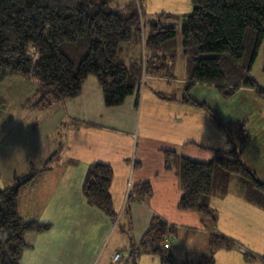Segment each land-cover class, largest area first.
Wrapping results in <instances>:
<instances>
[{"label": "crops", "instance_id": "crops-1", "mask_svg": "<svg viewBox=\"0 0 264 264\" xmlns=\"http://www.w3.org/2000/svg\"><path fill=\"white\" fill-rule=\"evenodd\" d=\"M191 8L190 0H146L143 5L146 16L176 15L178 26ZM263 46L264 39L254 62ZM130 49L134 57L127 60L143 58L140 45ZM175 62L172 78L146 74L137 95L129 96L118 107L107 108L95 77L84 81L79 96L35 109L29 102L37 95L35 81L6 76L15 88L12 91L24 88L25 92L12 107L15 110L8 112L12 91L7 96L0 90V186L11 185L13 175L41 169L51 157L48 168L37 172L18 191V215L51 225L47 231L25 235L31 247L24 250L20 264H112L116 252L125 264L130 243L141 238L154 216L174 226L170 240L175 264L202 259L207 254L208 235L213 232L235 244L234 248L214 249L213 264H264L260 257L264 256V208L241 193L237 179L231 180L223 194L212 193L208 204L215 219L178 206V159L206 162L215 150H232L236 145L209 112L180 101L188 74L184 57ZM203 85L208 84H193L188 94L221 121L232 124L234 119L222 117L207 97L194 93ZM241 92L258 96L253 88L241 86L230 97ZM171 96L178 100H171ZM247 144L240 159L258 175L244 156ZM166 150L174 152L168 159L169 167L165 164ZM93 162L112 167L109 192L117 213L114 222L89 204L81 190L87 166ZM144 181L149 182L152 193L139 198L132 191L133 185ZM197 237L203 242L199 250L194 247ZM245 253L253 259L247 260ZM136 264L163 263L160 254L147 252L139 254Z\"/></svg>", "mask_w": 264, "mask_h": 264}, {"label": "trees", "instance_id": "trees-1", "mask_svg": "<svg viewBox=\"0 0 264 264\" xmlns=\"http://www.w3.org/2000/svg\"><path fill=\"white\" fill-rule=\"evenodd\" d=\"M145 1L0 0V83L15 75L35 81L37 95L30 98V106L45 109L61 99L79 96L84 81L91 76L102 90L104 106L118 107L138 94L142 76L151 73L172 78L175 61L182 56L188 78L180 101L209 112L230 139L232 124L193 99L188 88L196 83L211 84L228 98L243 86L253 88L264 100V87L251 78V67L264 39V0H191L192 10L182 16L179 26L163 22L174 14L146 16ZM138 45L143 58L127 60L134 57L130 47ZM158 96L164 98L163 94ZM170 99L178 100L175 96ZM238 128L239 148L215 150L206 162L178 159L179 208L215 219L209 199L214 192H226L233 178L247 199L264 208V179L240 159L251 138L244 122ZM165 153L169 167L168 159L174 152ZM50 161L51 157L41 169H31L28 174L13 175L8 187L0 186V264H20L24 250L31 247L25 235L51 228L24 220L18 215L17 204L20 187L47 169ZM111 177V166L90 163L81 190L89 204L114 222L117 213L109 192ZM132 191L143 198L151 195L152 187L144 181L134 184ZM174 232L173 225L152 217L141 238L130 243L125 264H136L139 254L147 252L160 254L163 264H175L170 240ZM207 241V254L192 264H213L214 249L235 247L232 240L214 232ZM244 257L253 259L249 253Z\"/></svg>", "mask_w": 264, "mask_h": 264}, {"label": "rangeland", "instance_id": "rangeland-1", "mask_svg": "<svg viewBox=\"0 0 264 264\" xmlns=\"http://www.w3.org/2000/svg\"><path fill=\"white\" fill-rule=\"evenodd\" d=\"M191 10L192 8L189 10V12H191ZM164 21L177 23L180 21V19L178 17H170V19H163V22ZM164 23L167 24L168 22ZM251 70V78L253 77L258 86L263 87L264 46L262 47L256 62L253 63ZM9 79L10 77H6L3 82L0 83V90L2 92H6L7 96L11 93L12 89H15L10 83ZM199 87H201V90L196 89L194 93H197L198 96L207 97L206 100L209 101L211 106H213L217 113L222 117L226 118L227 120L230 118L234 119L232 122L233 128L230 132V139L235 143L237 148L240 146L241 139L239 138L240 131L238 130V125H241L244 122V127H246L247 131L252 134V136L250 135L252 140L247 144V152L244 153V156L249 158L248 162L252 165V168L255 171H258V177L260 179H264V100L258 96L251 97L250 94L245 92L235 94L230 98H225L218 92L216 87L211 86L210 84ZM24 92V88H17L16 91H12V96L10 99L8 98L9 100L7 102L9 105H12L9 107V109H7L8 112L15 110L12 107L15 106L16 101L19 99V96H21V93ZM231 184L234 185V182ZM136 224L137 223L135 222L134 226H137ZM116 233L118 232H115L114 235H116ZM195 241L194 247H197L196 250H199L201 247H203V242L201 239L197 237Z\"/></svg>", "mask_w": 264, "mask_h": 264}, {"label": "built area", "instance_id": "built-area-1", "mask_svg": "<svg viewBox=\"0 0 264 264\" xmlns=\"http://www.w3.org/2000/svg\"><path fill=\"white\" fill-rule=\"evenodd\" d=\"M31 53L33 57H36L35 50L31 49ZM165 243H166V247H168L170 244L168 243V239H165ZM121 262H122V256L120 255V253L119 252L114 253L112 257V264H121Z\"/></svg>", "mask_w": 264, "mask_h": 264}]
</instances>
